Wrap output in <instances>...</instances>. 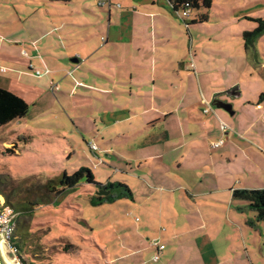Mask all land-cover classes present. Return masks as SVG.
Instances as JSON below:
<instances>
[{
    "label": "crops",
    "instance_id": "obj_1",
    "mask_svg": "<svg viewBox=\"0 0 264 264\" xmlns=\"http://www.w3.org/2000/svg\"><path fill=\"white\" fill-rule=\"evenodd\" d=\"M261 2L257 4L264 12ZM101 3L103 13L92 12L86 3L73 13L66 10L65 15L84 17L85 21L64 23L29 41L32 54L25 52L26 69H13L18 74L16 81L1 77V83L5 84L0 83V87L26 101L31 107L29 112H38L36 117L41 120L35 127H42L38 131L44 134L43 140L68 141L64 146L68 160L76 154L70 145L75 141L62 135L52 137L59 131L46 123V119L61 123L65 116L70 133L80 130L84 141L90 136L88 146L93 157L89 156L95 162L94 167L114 168L117 174L124 175L121 182L133 184H127L134 195L133 211L144 216L141 227L145 230L155 232L160 225L164 226L167 211L170 225L164 230L173 232L162 234L161 241L154 242L165 246L161 257L165 256L169 243L180 240L174 227L178 207L184 211L181 214L188 231L200 235L191 241L183 239L179 245L172 244L173 254L181 252L182 247L192 251L194 246L197 251H192V261L206 256L209 260L216 259L214 248L209 247L214 243L209 231L217 233L225 224H231L243 238L249 228L248 204L233 199V192L264 189L260 177L252 181L258 171L264 173V145L248 138L255 119L245 131H237L232 127L229 112L214 105L223 99L222 95L236 99L243 94L240 86L222 83L223 87L219 88L209 80L213 72L209 70L210 62L213 70L225 62L221 57L215 60L212 55V52L221 54L220 44L216 42L222 40L213 42L212 38H205L197 44L191 34L193 28H184L185 23L170 0H103ZM45 40L48 42L42 44ZM203 42L211 49L204 50L208 57L198 56ZM223 52L228 51L225 48ZM36 72L42 75L37 77ZM54 86L58 90L53 91ZM233 90L240 96L229 95ZM245 104H250L255 112L261 111L259 119L264 125V104L249 101ZM233 111L238 113L234 106ZM27 117L28 114L11 123H18L21 130L29 133L23 140L25 146L33 141L30 133L34 129L31 127L34 123ZM222 123L229 124L233 133L223 132ZM220 141H224L222 146L212 147ZM90 145L97 149L92 150ZM253 156L261 159L255 169ZM80 167L87 166L79 163L75 169ZM107 178V182L111 181L110 176ZM95 180L98 181L96 176ZM92 187L95 188H89ZM136 196L142 197V201ZM135 220L141 222L139 218ZM148 250L157 253L154 245H149ZM137 252L130 250L129 254ZM173 258L169 253L166 260L171 262Z\"/></svg>",
    "mask_w": 264,
    "mask_h": 264
},
{
    "label": "rangeland",
    "instance_id": "obj_2",
    "mask_svg": "<svg viewBox=\"0 0 264 264\" xmlns=\"http://www.w3.org/2000/svg\"><path fill=\"white\" fill-rule=\"evenodd\" d=\"M69 1L0 0V80L4 78L3 80L6 81H16L18 74L13 69L18 67L26 69L25 52L29 56L32 54L31 47L27 44L29 41L37 40L44 33L52 28L62 26L64 23L70 25L75 24L76 21L78 23L85 21L84 17L65 15V12L70 10L73 13L75 9H81L84 3H86L85 5L90 4L88 9L92 12H102L101 1L103 2V0H73V3ZM257 1H262L261 3L264 5V0H213L212 8L209 11V21L202 25H196L195 29L193 25L188 28H193L191 34L197 44L200 43V39L205 38H212L213 42L214 39L222 40L221 43L215 41L220 44L218 51L221 54L212 52V55L215 60L221 57L220 60L225 62L221 63L216 70L210 69L212 61L210 65L209 62H206L209 65V70L213 71L210 72L209 80L219 88L229 84H235L233 87L240 86L241 93H243L241 98L234 99L228 95H222L220 98L223 99L220 100L229 101L226 103L233 105L235 111H238L234 116L229 114L234 126L231 125L237 131H245L255 119L252 131H249L251 135H248V138L257 144L264 145V125L259 119L261 111L255 112L250 104H245L248 101L258 103L261 93H264V34L255 41L253 49L248 52L242 36L243 33L252 32L259 26L258 23L248 19H264V12L261 11ZM106 6V9H109V5ZM118 8L120 9L119 5ZM204 13V10L193 11L187 21H192ZM238 14L239 16H237ZM87 19L92 21L89 17ZM184 28L187 29V26L185 25ZM47 42L48 40H45L42 44ZM206 43L203 42L200 45L199 57L202 54H208L207 51H204L210 49ZM225 48L227 53L223 52ZM206 56L208 57V55ZM3 68H6L7 72ZM222 83H224L223 86ZM22 84H24V80ZM260 88H262L261 91ZM51 97L56 101L54 95L51 94ZM37 113L34 111L28 113L27 119L34 123L31 126L34 129L30 133L33 135V141L30 139L31 142L27 146L23 140H26L30 135L21 130L18 123L8 125L3 129L0 128V180L9 176L16 182V184L0 186V210L6 205V196L13 197L11 194L14 185L16 190L20 191V196L16 195L14 200H26L29 189L24 184L26 179L35 177L39 179L40 183H46L48 180L60 177L65 171L70 176L81 168L75 169L76 164L79 163L96 173L95 176L99 184H105L109 176L113 183L121 182L124 175L117 174L114 168L104 166L96 167V169L94 167L95 162L91 160L93 154L88 146L91 142L90 136L85 139V142L82 138L84 133L80 130L77 132L72 130L73 134L70 133L71 127L65 116H62L61 123H55L50 118L45 122L50 123L55 131H59V133L55 132L56 134L52 137L56 138L57 135H62L75 141L70 145L74 151L76 150V154L68 160L69 157L65 153L68 141L64 138L59 142L50 138L49 141L43 140L44 134L38 131L42 127H35L41 120L36 117ZM33 118L36 120L34 121ZM222 124L226 126V128H222L223 132L233 133L229 124ZM16 130L20 133L17 134ZM65 133L68 135H64ZM5 141L9 145L4 144ZM225 141L227 142V139ZM253 158L255 169V164H259L261 159L256 156ZM90 160L93 161V165ZM254 169L253 173L256 172ZM257 178L264 183V173L258 171L257 176H252V181L258 180ZM122 183L130 184V181ZM130 185L133 186V184ZM90 186L84 184L75 191L63 195L53 205L38 207L32 219L22 216L19 223L22 226V234L27 236L24 239L25 245L22 254L17 255L4 242L7 257L14 264H264V223H258L255 213L250 210L246 215L249 228L244 231L243 238L231 224H225L217 233L209 231L214 242L209 247L214 248L217 258L209 260L206 256L205 259L202 258L196 262L192 261L191 257L192 251H197L194 246L191 247L192 251L182 247L181 252L177 255L173 254L172 244L179 245L183 239L191 241L200 235L188 231L189 227L181 214L184 211L177 207V225L174 227L178 230L177 235L178 237L180 235V240L169 243L165 256L155 262L154 258L157 253L150 252L148 246L161 241L162 234L168 235L173 232L164 230V228L169 229L170 225L166 216L167 211L164 212V226L160 225L155 232L152 229L145 230L141 227L145 221L144 216L140 211H133L135 206L133 201L122 199L99 207L93 206L90 203V198L95 196L98 191L97 188H89ZM136 197L140 202L143 199ZM136 218H139L141 222L139 220L136 222ZM249 222H254V226ZM130 250L138 252L130 255ZM169 253L171 258L175 256L171 262L166 260ZM219 260L221 262L216 263Z\"/></svg>",
    "mask_w": 264,
    "mask_h": 264
},
{
    "label": "trees",
    "instance_id": "obj_3",
    "mask_svg": "<svg viewBox=\"0 0 264 264\" xmlns=\"http://www.w3.org/2000/svg\"><path fill=\"white\" fill-rule=\"evenodd\" d=\"M173 9L176 12H184L186 10L202 11L205 13L197 16L192 21H184L185 25L204 24L208 22L209 11L212 8L213 0H170ZM189 4V7H185ZM259 24L258 28L252 32L243 33V39L247 52L252 50L255 41L264 34V19H248ZM264 102V93H261L258 103ZM30 105L19 97L14 92L3 89L0 87V127H5L14 121L24 119L29 112ZM95 174L91 169L86 167L80 168L72 175L67 172L61 174L60 177L48 180L46 183H40L39 179L30 177L24 181L25 186L29 187L28 197L26 200H14V197L20 196V191H17L16 186L12 189L13 197L6 196V205L4 208H11L18 214L16 223V233L9 240V245L17 255L20 256L25 245L24 239L27 238L26 234H22V226H20V218L23 216L33 218L35 210L41 206H51L56 203L63 195L75 191L78 187L87 184L97 188L95 196H91L90 203L93 206H102L106 203H115L118 200L129 199L134 201L132 190L127 184L122 182L113 183L107 182L105 185L97 183ZM9 184H16L9 176L0 180V186ZM107 192V195H99V193ZM1 194V193H0ZM233 199L242 200L248 204L247 209L256 214L258 223H264V189H236L233 192ZM1 211V210H0ZM254 226V222H249Z\"/></svg>",
    "mask_w": 264,
    "mask_h": 264
},
{
    "label": "built area",
    "instance_id": "obj_4",
    "mask_svg": "<svg viewBox=\"0 0 264 264\" xmlns=\"http://www.w3.org/2000/svg\"><path fill=\"white\" fill-rule=\"evenodd\" d=\"M185 7H189V4H186ZM180 14V17L183 21H186L190 18L191 16V11L190 10H186V11H182V12H178ZM188 27V25H186ZM37 77L42 75V72H36ZM58 90L57 87H53V91ZM206 113L209 112V110L205 111ZM224 128H226V126H223ZM224 144V141H220L217 144H214L212 147L213 148H219L220 146H222ZM90 148L92 150H96L97 147L94 145H90ZM17 217L18 214L15 213V211L11 208H3L0 211V236L1 239L3 240V242L7 243L9 245V240L11 239V237L14 236V234L16 233V223L15 221H17ZM155 248L157 249V255L154 258V261H159V259L161 258V254L162 252L165 250V246L160 245V244H154ZM9 247L11 248V246L9 245ZM12 249V248H11Z\"/></svg>",
    "mask_w": 264,
    "mask_h": 264
},
{
    "label": "water",
    "instance_id": "obj_5",
    "mask_svg": "<svg viewBox=\"0 0 264 264\" xmlns=\"http://www.w3.org/2000/svg\"><path fill=\"white\" fill-rule=\"evenodd\" d=\"M74 62H75V61H74ZM229 95H231V96H235V97H239V96H240V94L236 93V90H233L232 92H230ZM214 105H215L216 107H218L219 109H222V110H225V111L229 112V114H230L231 116H232L233 114H235L234 111H233V106L230 105L229 103H225V102H222V101H217L216 103H214ZM104 194L107 195V192L99 193V195H104ZM0 264H6V263L3 261L1 255H0Z\"/></svg>",
    "mask_w": 264,
    "mask_h": 264
},
{
    "label": "bare ground",
    "instance_id": "obj_6",
    "mask_svg": "<svg viewBox=\"0 0 264 264\" xmlns=\"http://www.w3.org/2000/svg\"><path fill=\"white\" fill-rule=\"evenodd\" d=\"M6 253H7V251H6V248L4 246V242L0 236V255L6 264H14L13 261L7 257Z\"/></svg>",
    "mask_w": 264,
    "mask_h": 264
}]
</instances>
